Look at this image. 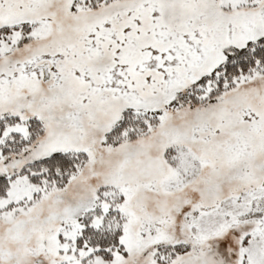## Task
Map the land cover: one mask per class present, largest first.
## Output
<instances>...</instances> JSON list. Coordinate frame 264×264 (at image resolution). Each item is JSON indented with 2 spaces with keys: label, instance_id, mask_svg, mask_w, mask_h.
Returning a JSON list of instances; mask_svg holds the SVG:
<instances>
[{
  "label": "snow or ice",
  "instance_id": "obj_1",
  "mask_svg": "<svg viewBox=\"0 0 264 264\" xmlns=\"http://www.w3.org/2000/svg\"><path fill=\"white\" fill-rule=\"evenodd\" d=\"M0 264H264V0H0Z\"/></svg>",
  "mask_w": 264,
  "mask_h": 264
}]
</instances>
